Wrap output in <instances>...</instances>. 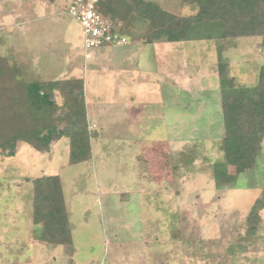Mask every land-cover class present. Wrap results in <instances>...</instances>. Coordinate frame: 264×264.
Instances as JSON below:
<instances>
[{"label": "rangeland", "instance_id": "obj_1", "mask_svg": "<svg viewBox=\"0 0 264 264\" xmlns=\"http://www.w3.org/2000/svg\"><path fill=\"white\" fill-rule=\"evenodd\" d=\"M69 1L0 0V57L25 82L82 78L96 125L88 163L68 165L66 137L46 153L18 143L0 155V264H264V208L251 233L247 220L264 202V137L233 186L217 189L212 177L222 160L218 60L233 87L250 92L264 38L212 32L143 44L135 26L124 46L84 50ZM149 1L179 17L196 12L181 0ZM54 101L64 131L56 92ZM41 175L61 179L71 246L36 240L32 181Z\"/></svg>", "mask_w": 264, "mask_h": 264}, {"label": "trees", "instance_id": "obj_2", "mask_svg": "<svg viewBox=\"0 0 264 264\" xmlns=\"http://www.w3.org/2000/svg\"><path fill=\"white\" fill-rule=\"evenodd\" d=\"M181 1L194 7L196 12L179 17L149 0H98L96 9L106 20L121 25L118 30L122 36L130 35L131 28L142 26L140 39L143 44L208 39L212 32L218 34L220 41L264 38V0ZM125 38L128 41L127 36ZM218 61L222 160L212 164V177L215 188L222 189L233 186L237 177L255 164L258 146L264 137V64L258 69L252 91L247 92L233 87L227 75V64L221 58ZM55 92L61 98L65 132L59 128ZM61 137L68 141V165L90 162V133L82 78L25 82L19 78L18 70L0 57V155L13 156L18 143L28 145L35 152L46 153L52 142ZM229 166L233 167L234 175L227 172ZM32 193V223L38 229L36 240L51 246H71L60 178L41 175L33 179ZM263 208L264 202L260 199L252 204L247 215L250 233Z\"/></svg>", "mask_w": 264, "mask_h": 264}, {"label": "built area", "instance_id": "obj_3", "mask_svg": "<svg viewBox=\"0 0 264 264\" xmlns=\"http://www.w3.org/2000/svg\"><path fill=\"white\" fill-rule=\"evenodd\" d=\"M97 1L70 0L65 9V16L80 27L84 50L126 45L127 39L119 34L121 25L102 17L96 9Z\"/></svg>", "mask_w": 264, "mask_h": 264}, {"label": "crops", "instance_id": "obj_4", "mask_svg": "<svg viewBox=\"0 0 264 264\" xmlns=\"http://www.w3.org/2000/svg\"><path fill=\"white\" fill-rule=\"evenodd\" d=\"M101 50V49H100ZM101 53H102V55L104 56V55H106L107 53H108V51H107V49H102V51H101ZM75 78V77H74ZM83 84H84V81H83ZM85 107H86V105H85ZM86 118H87V122H88V116H87V114H86ZM110 124H112V125H116V123L117 122H115V120H111L110 122H109ZM94 128V129H93ZM95 128H96V125L95 124H90L89 122H88V130H89V133L91 134L92 132H95L94 130H95ZM106 129H110V128H107L106 127ZM117 129V127L115 128V130ZM121 129V128H120ZM93 130V131H92ZM105 131H107V130H105ZM95 135H96V132H95ZM91 138V137H90ZM53 143L54 142H52V144H51V146H50V150H52V145H53ZM51 152V151H50ZM91 155H92V152H91ZM91 158H92V156H91ZM60 178V177H59ZM61 180V179H60ZM65 201V200H64ZM65 206H66V204H65ZM67 209V208H66Z\"/></svg>", "mask_w": 264, "mask_h": 264}]
</instances>
